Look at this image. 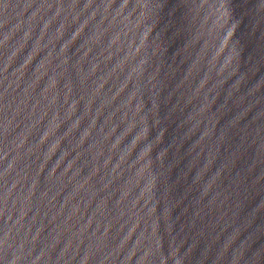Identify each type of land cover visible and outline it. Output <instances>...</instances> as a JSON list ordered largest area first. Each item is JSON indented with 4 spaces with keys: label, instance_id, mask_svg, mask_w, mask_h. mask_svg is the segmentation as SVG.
Returning <instances> with one entry per match:
<instances>
[{
    "label": "water",
    "instance_id": "water-1",
    "mask_svg": "<svg viewBox=\"0 0 264 264\" xmlns=\"http://www.w3.org/2000/svg\"><path fill=\"white\" fill-rule=\"evenodd\" d=\"M0 264H22L0 229Z\"/></svg>",
    "mask_w": 264,
    "mask_h": 264
}]
</instances>
